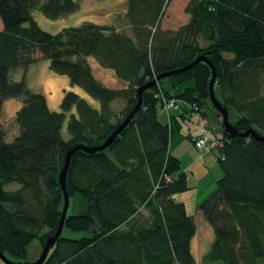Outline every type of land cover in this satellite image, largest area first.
<instances>
[{"label":"trees","instance_id":"trees-1","mask_svg":"<svg viewBox=\"0 0 264 264\" xmlns=\"http://www.w3.org/2000/svg\"><path fill=\"white\" fill-rule=\"evenodd\" d=\"M168 2L125 0L129 33L83 21L52 34L33 11L54 20L75 13L77 0H0V109L6 99L22 102L14 116L17 135L6 141L0 127V251L10 261L27 263V244L37 238L42 249L57 229L63 206L58 174L66 152L102 144L136 104L139 86L159 73L205 58L215 69L217 101L237 113L229 123L264 137V0H189V19L174 31L159 25ZM36 52L97 108L64 91L60 111H52L44 94L24 79L12 80L10 72L33 64ZM89 58L121 86L102 85ZM210 77L209 65L198 62L158 80L144 90L140 107L111 144L72 154L65 186L69 205L77 196L81 209L67 211L63 229L81 235H60L41 264H195L193 215L172 198L189 188L169 151L182 114L167 115L163 99L195 106L203 118L202 108L211 103ZM115 100L123 101L121 109L112 107ZM67 113L70 138L64 140ZM220 133L214 154L222 176L198 206L213 230L203 264H264V140ZM11 183L18 188L6 190Z\"/></svg>","mask_w":264,"mask_h":264},{"label":"rangeland","instance_id":"rangeland-1","mask_svg":"<svg viewBox=\"0 0 264 264\" xmlns=\"http://www.w3.org/2000/svg\"><path fill=\"white\" fill-rule=\"evenodd\" d=\"M124 1L77 0L78 10L75 13L52 20L46 18L39 10H34L32 16L42 29L52 34L57 33L65 27L77 26L83 21L110 26L117 31L129 33L127 20L125 14H123ZM188 1L169 0L160 19L159 25L161 29L174 31L187 23L189 15L185 12V6ZM35 57L37 60L26 69L17 68L12 70L10 72V78L14 81L24 79L32 91L44 94L47 105L52 111H60L59 104L64 91L74 92L80 98L85 99L89 105L97 108L95 105L96 101L79 87L72 86L67 77L53 73L49 68L48 60L41 58L37 52L35 53ZM89 63L96 78L100 81L102 80V85L110 88L121 86L118 81H115L116 79L110 70L101 68L104 72L99 71L101 70L100 67H97V64L91 58H89ZM21 105V100L16 98L6 99L2 102L0 109V127L5 133L6 141H11L19 132L18 126L14 121V116ZM123 105L122 100L112 102L114 109H121ZM202 109L206 126H209L213 131L217 129L221 131L223 127L220 118L217 115V110L211 103H207ZM158 117L161 121H164L165 116L163 110H158ZM196 117V114H194L190 122L188 120H181L180 129L170 138L169 151L179 159L181 169L186 174L189 187L186 191L174 193L172 198L177 202L182 201L185 204L187 213L193 215L195 232L190 241L191 252L195 264H203V256L213 241V230L205 220L202 212L198 209V206L215 190L216 181L222 176V169L214 153H203L193 145L190 139L191 136H196L200 132L199 127L196 125ZM236 118V111L230 108L228 111L229 122H234ZM68 120L69 113L65 115L60 130L61 137L64 140L70 138L67 130ZM16 188H18L17 183H11L5 187L6 190H15ZM80 209L79 197L75 196L71 198L68 214H76ZM61 235L68 238H77L81 233L64 228ZM26 250V260L28 262L35 261L41 253L39 240L33 238L27 244ZM0 264L5 263L0 259Z\"/></svg>","mask_w":264,"mask_h":264},{"label":"water","instance_id":"water-1","mask_svg":"<svg viewBox=\"0 0 264 264\" xmlns=\"http://www.w3.org/2000/svg\"><path fill=\"white\" fill-rule=\"evenodd\" d=\"M198 62H206L209 65V67H210L211 77H210V80L208 82L209 98H210L212 106L220 114L221 124H222L224 133L226 135H231V136L240 135L242 137H247L248 135H252L256 140H259V141H263L264 140V137H260L259 135H257L251 129H248V130H246L244 132H239L237 130V128H235L234 126H232L229 123V121H228V113H227L226 108L224 106H222L217 101V99H216V97L214 95L213 87H214V81H215V69H214L213 65L209 61H207L205 58L199 56L193 62L188 63V64H186V65H184L182 67L176 68L174 70H170V71L159 73L154 78H152L151 80H149L146 83H144L141 86H139V88L137 90V102H136V104L133 106V108L127 114V116L124 118V120L112 131V133L104 140V142L102 144H100L99 146H95V147H87V146H84V145H76V146H74L73 148H71L70 150H68L66 152L63 166L61 167V170H60V172L58 174V182H59V185H60L62 193H63V206H62L61 215H60V219H59V223H58L57 229L55 230L53 235H50V236H48L46 238V240L44 242V245H43V248L41 250V253H40L39 257L35 261L27 262V263L12 262L9 259H7L4 256V254L0 251V259L5 264H41L45 260L50 248L54 245L55 241L61 235V232H62V229H63L64 219H65V217L67 215L68 206H69V198H68V193H67L66 186H65V178H66V172H67L68 165H69L70 158H71L72 154L77 149L83 150V151L88 152V153H93L95 151H99V150L105 149L109 144L112 143V141L115 139V137L127 125V123L130 121V119L135 114L137 109L140 107V105L142 103V94H143L144 90L150 88L158 80H160V79H162V78H164L166 76H170V75H173V74H176V73H180V72H183L185 70H188V69L192 68Z\"/></svg>","mask_w":264,"mask_h":264},{"label":"built area","instance_id":"built-area-1","mask_svg":"<svg viewBox=\"0 0 264 264\" xmlns=\"http://www.w3.org/2000/svg\"><path fill=\"white\" fill-rule=\"evenodd\" d=\"M163 107L164 110L167 112V115L171 111L180 112L181 107L179 103L175 99H163ZM190 108V106H189ZM196 114V108H190ZM198 118V122L201 125H204L205 121L200 115H196ZM222 138V134L220 131L215 130L214 132L208 128H204L200 134L192 137V143L196 149L202 152H215L217 146L220 145V141Z\"/></svg>","mask_w":264,"mask_h":264},{"label":"crops","instance_id":"crops-1","mask_svg":"<svg viewBox=\"0 0 264 264\" xmlns=\"http://www.w3.org/2000/svg\"><path fill=\"white\" fill-rule=\"evenodd\" d=\"M98 67V66H97ZM101 69V68H100ZM99 71H103L102 69L101 70H99ZM100 72V73H101ZM104 72V71H103ZM114 77V76H113ZM116 81V80H115ZM101 83H102V80L100 81ZM179 104H180V107H181V111L180 112H171V113H173V114H175V115H180V113L182 114V116L180 117V119L182 120V121H184V120H188L189 122L191 121V119L193 118V116H194V113H191L190 112V108H189V106L185 103V102H182V101H179ZM95 105L97 106L98 105V103L97 102H95ZM179 118V117H178ZM196 125L199 127V134L201 133V131L204 129V128H208V129H211V128H209V126H206V121H205V124L204 125H201L199 122H198V118L196 117ZM218 130V129H217ZM219 131V130H218ZM194 136V135H193ZM192 137V136H191Z\"/></svg>","mask_w":264,"mask_h":264},{"label":"bare ground","instance_id":"bare-ground-1","mask_svg":"<svg viewBox=\"0 0 264 264\" xmlns=\"http://www.w3.org/2000/svg\"><path fill=\"white\" fill-rule=\"evenodd\" d=\"M188 106H189V105H188ZM190 108H195V106H191V105H190ZM41 250H42V249H41Z\"/></svg>","mask_w":264,"mask_h":264}]
</instances>
